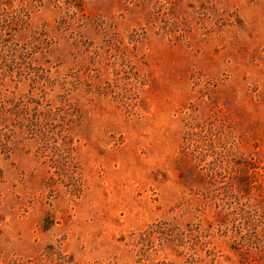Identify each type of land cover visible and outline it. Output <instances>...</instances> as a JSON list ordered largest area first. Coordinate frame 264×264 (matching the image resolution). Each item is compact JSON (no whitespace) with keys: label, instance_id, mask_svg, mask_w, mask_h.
I'll list each match as a JSON object with an SVG mask.
<instances>
[{"label":"rangeland","instance_id":"obj_1","mask_svg":"<svg viewBox=\"0 0 264 264\" xmlns=\"http://www.w3.org/2000/svg\"><path fill=\"white\" fill-rule=\"evenodd\" d=\"M0 264H264V0H0Z\"/></svg>","mask_w":264,"mask_h":264}]
</instances>
